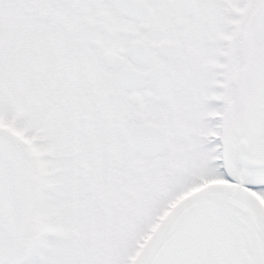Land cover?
I'll return each mask as SVG.
<instances>
[{
  "label": "snow or ice",
  "instance_id": "obj_1",
  "mask_svg": "<svg viewBox=\"0 0 264 264\" xmlns=\"http://www.w3.org/2000/svg\"><path fill=\"white\" fill-rule=\"evenodd\" d=\"M0 264H264V0H0Z\"/></svg>",
  "mask_w": 264,
  "mask_h": 264
}]
</instances>
